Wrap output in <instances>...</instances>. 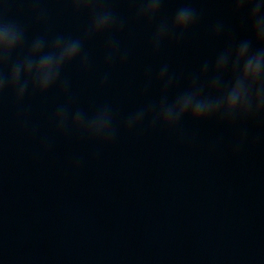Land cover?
<instances>
[{"label": "water", "instance_id": "obj_1", "mask_svg": "<svg viewBox=\"0 0 264 264\" xmlns=\"http://www.w3.org/2000/svg\"><path fill=\"white\" fill-rule=\"evenodd\" d=\"M109 3L127 20L119 35L127 62L113 65L100 88L108 69L98 37L85 47L89 71L74 63L63 76L76 106L113 105L120 132L111 144L56 134L51 116L65 102L56 89L25 97L27 129L11 94L0 103V264H264V123L185 120L171 131L147 123L123 129L130 112L159 96L154 81L143 92L147 68L154 76L167 63L183 87L230 39L251 37L247 12L233 15L229 0H166L158 19L170 20L184 4L201 18L182 42L167 41L154 54V24L135 21L130 0ZM0 5L28 26L30 37L45 31L78 36L88 22L63 3L43 0L45 23L35 21L30 0ZM217 21L226 31L214 39Z\"/></svg>", "mask_w": 264, "mask_h": 264}, {"label": "clouds", "instance_id": "obj_2", "mask_svg": "<svg viewBox=\"0 0 264 264\" xmlns=\"http://www.w3.org/2000/svg\"><path fill=\"white\" fill-rule=\"evenodd\" d=\"M31 12L37 23H45L47 10L40 8L43 0H30ZM49 3L66 4L76 15H86L87 25L78 36L56 34L47 31L29 36L28 26L10 18L8 9L0 5V103L6 93L14 98L20 109L23 127L28 128L23 101L28 95L44 96L56 89L65 97L51 116L55 133L60 136H76L81 140L99 145L111 144L120 132L117 112L112 104L103 103L86 110L76 106L70 81L63 76L64 70L76 63L81 73L91 67L86 44L98 37L104 38V63L106 68L99 87L109 81L110 69L116 63L124 64L129 51L122 49L119 35L127 20L110 6L109 0H47ZM134 8V20L153 25L150 47L158 53L171 40L183 41L185 35L199 22L201 13L190 4L175 10L170 20L158 19L166 0H130ZM232 14L247 12L251 37L239 41L229 40L211 62L204 61L198 72H193L180 87L181 77L165 63L153 76L151 67L145 72L146 94L153 81L159 86V96L141 104L123 121L127 132L141 128L175 130L182 121L194 124L215 121L232 127L250 121L264 123V2L262 0H229ZM8 0H5V4ZM226 26L217 21L210 30L212 38L225 34ZM31 135H37L32 127ZM246 133L237 142L239 151ZM45 150L51 143L42 141ZM75 166H79L76 161Z\"/></svg>", "mask_w": 264, "mask_h": 264}]
</instances>
